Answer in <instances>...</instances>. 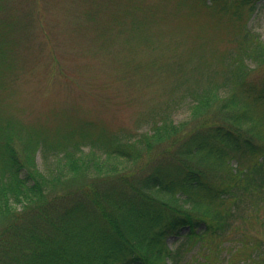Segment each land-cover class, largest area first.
Instances as JSON below:
<instances>
[{"label": "trees", "instance_id": "1", "mask_svg": "<svg viewBox=\"0 0 264 264\" xmlns=\"http://www.w3.org/2000/svg\"><path fill=\"white\" fill-rule=\"evenodd\" d=\"M208 2L240 21L222 80L188 94L193 115L215 101L219 119L187 132L153 111L141 129L85 120L57 139L0 125V264H191L250 236L249 224L264 233V36L252 26L264 0ZM7 25L0 15L8 59ZM99 179L115 183L90 190ZM249 244L264 264V237Z\"/></svg>", "mask_w": 264, "mask_h": 264}, {"label": "rangeland", "instance_id": "2", "mask_svg": "<svg viewBox=\"0 0 264 264\" xmlns=\"http://www.w3.org/2000/svg\"><path fill=\"white\" fill-rule=\"evenodd\" d=\"M206 1L0 0V15L8 21V59L0 58V125L57 139L85 120L114 131L141 129L153 111L188 121L187 132L219 119L215 101L193 115L188 94L222 80L240 21L230 16L232 8L223 12L221 3ZM252 26L264 36L261 15H254ZM37 160L42 166L41 153ZM231 166L216 175L228 178ZM112 182L99 179L89 189ZM249 226L252 233L241 242L223 252L210 246L191 264H262L252 261L249 243L264 233ZM174 239L168 238L172 245Z\"/></svg>", "mask_w": 264, "mask_h": 264}]
</instances>
